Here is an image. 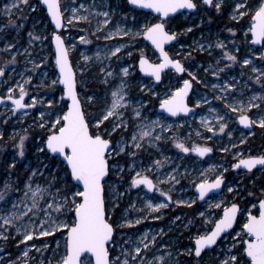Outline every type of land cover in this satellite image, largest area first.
Segmentation results:
<instances>
[{
	"label": "rangeland",
	"instance_id": "obj_1",
	"mask_svg": "<svg viewBox=\"0 0 264 264\" xmlns=\"http://www.w3.org/2000/svg\"><path fill=\"white\" fill-rule=\"evenodd\" d=\"M196 2L198 4L196 11H184L167 20V30L178 33V42L173 43L167 50L172 58L179 59L185 64L188 71L180 74L174 70H168L162 81L157 82L154 78L146 77L139 71L138 58L141 49L153 62H158L159 57V54L143 37L130 39L127 36H114L110 40L104 39L106 35L113 33L117 26L136 30L145 23L156 22V15L152 12L136 10L129 5L127 0H61L62 9L65 5L70 9L79 8L83 4L87 11L81 10V14L89 17L88 21L74 20L68 24L70 12L65 11V27L60 34L65 38L69 48V56H71L77 77L79 96L90 126L94 125L95 118L101 117L105 109L110 106L111 93L117 89L121 80L128 85L125 97L128 106L122 109L123 120L127 127L112 132L113 143L123 139L130 145L131 136L140 130L138 126L141 122L149 128H151V121L158 120L164 125L163 130L156 127L153 131V137L159 135L161 139L153 141L151 146L144 142V147L136 150V157L122 154L115 160L109 161L110 164L118 161L125 169L123 173L110 172L112 184L118 193L123 194L116 199L117 206L110 213L111 219L118 223H123L125 218L133 221L141 220L140 224H135L133 227L122 229L117 227L114 236L115 243L109 247L111 259L120 256L123 260L122 250L126 248L131 252L134 247L133 243L126 242L137 241L144 233H148L149 239L152 236L156 237V242L155 245L150 246L146 255L141 254L146 261L163 255L165 264H218L221 251L227 250L232 237L240 230L242 224L236 226L231 231V235L223 237L216 249L214 247L209 250V253L204 252L203 256L196 257L194 240L198 235L210 231L213 226L205 222L208 212L213 213V219H219L222 214L221 209L208 208L209 199L212 202L224 200V206L239 203L243 213L240 214L242 223L246 216L244 209L252 211L253 214L257 213L251 205L258 204V199L252 200L250 196H246L244 191L229 193L227 188L234 187L244 190L241 187L243 180L250 179L253 182L254 177L264 179V169L256 168L248 172L246 169L236 171L231 167L232 164L238 162L236 159L238 152L242 154L240 158L264 154V129L258 124L254 125L251 130L244 128L239 124L237 114L228 111L226 103H233L234 100H243L247 103L253 95L264 97V77H262V83L257 84L254 77L258 73H253L251 66L242 64L244 58H250L253 59V66L264 70V61L259 58L262 48L251 43V34H248L247 40L245 38L244 34L250 24L248 16L239 21L229 18L234 7V0H225L219 12L215 10L214 5L205 6L202 0H196ZM13 3L14 0H0V29H2L0 30V67L5 68V75L0 80V95L6 96L8 88L11 87L15 90L14 95L18 96L17 85L22 84L28 93L26 103H31L32 96H36L43 103H38L35 108L25 109L18 113L12 111V102H6L0 107V132L3 133V138L0 139V190H3L6 182L12 185V190L8 191L5 197L7 203L0 201V206L7 208L11 207L12 202L22 198L25 183L32 169H38L44 173L43 176L33 177V187L36 184L46 185L53 174L57 177L63 176L65 168L60 163L61 158L47 150L38 151L44 146L48 133L44 137L36 131L38 133L43 130L48 132L47 128L42 129L38 126L41 122L39 115L41 111L45 112V120L54 119L55 115L67 111L64 105L69 104L68 99L64 97L61 99L63 87L51 85V81L57 79L59 74L58 68L54 67L55 52L52 46L55 28L50 24L43 4L32 3L31 0H28L27 5L20 3L18 9H12L11 20L14 23L10 24L4 9L6 5L11 6ZM33 10L36 11L34 14ZM104 11H109L111 20L106 27L102 24L104 17L96 15ZM179 21L183 23L182 27H179ZM17 25H22V27H17ZM98 27L101 30H97ZM188 28L192 31L185 32ZM228 28L235 29V35L229 33ZM29 33H32V37ZM37 36L40 39H35ZM81 36L90 43H82ZM218 41L224 42L226 49L215 47ZM197 43L205 45L206 49L208 44H212L213 47L201 51ZM9 44L15 47L8 48ZM121 44L126 45L121 53L109 57V51ZM129 51L132 52L130 57L127 55ZM225 51L237 55V62L227 60L224 56ZM97 52L101 53L99 59L96 58ZM84 56L91 59L85 61ZM13 57H15V62L8 63ZM34 63L39 65L35 70L33 69ZM226 64L229 67L225 68ZM125 67L129 68L127 77H123L121 72ZM218 69H223V71L217 76L212 75V71ZM107 72H112L113 75L106 76ZM189 73L195 74L197 78L193 80L194 88L189 97V103L195 107H197V100L206 99L208 103L201 102L196 112L176 118L161 113L159 101L165 97V94H170L175 88L181 87L183 80L192 79ZM29 77L31 81L26 83ZM226 83L235 84V88L228 91L226 101L216 99L217 96L222 95L220 88H223ZM213 85L219 87L213 88ZM147 89H152V91ZM153 93L159 95H153ZM88 97L92 99L89 100ZM49 100L53 101L51 108L48 105ZM255 102L261 107L253 108L247 113L253 119L258 115H264V100L257 99ZM136 109L142 113L139 118L135 116ZM212 109H216V112L213 113ZM25 112L27 115L24 114ZM217 114L225 116V122L228 123V128L224 133L218 131V121L215 119ZM202 118L208 121L214 131H209L204 126ZM115 122L110 118L101 127H107L111 132ZM168 125L172 126L171 129ZM229 131L232 133L231 136L228 135ZM21 136L26 137L23 157L19 156L16 147ZM241 139L245 142L241 143ZM176 141L188 147L195 145L212 147L214 154L205 158H201L196 153L186 154L175 147ZM224 148L228 151H222ZM155 161H160L161 165H156ZM12 163H15V168L9 167ZM132 165L135 166V171H143L144 175L147 174L155 178V181H159L162 190L164 189V192L172 196V202L158 193L151 194L142 186L130 187V180L135 175ZM225 168L228 169L227 172L223 171ZM221 172L226 178L223 191L220 194H212L206 201L199 203L198 195L194 190L195 184H198L202 178L214 180ZM124 175L127 176L126 179H123ZM170 176H175L179 183L170 180ZM67 183L71 186V181ZM56 186L61 185L57 183ZM16 189L21 191H16ZM111 198V196L107 197V199ZM194 199L196 203L191 204L190 207L175 203L177 200H186L190 203ZM149 200L153 204L167 203L168 207L157 212H150L146 208ZM108 207L111 209L112 205L109 204ZM200 212H205V217H201ZM176 217L180 219L177 220ZM40 218H43L42 214L40 217H34L36 220ZM4 235H7L8 239L0 238V264H49V261L51 264H57L64 254L66 233L62 235L57 232L48 237L37 235L33 240L24 243H21L22 234H17L14 228H9ZM57 242H59V247H57ZM45 245L47 248L44 247ZM37 249L40 250L37 251ZM25 251L28 252L27 256L23 255ZM189 252L192 254L190 255Z\"/></svg>",
	"mask_w": 264,
	"mask_h": 264
},
{
	"label": "snow or ice",
	"instance_id": "obj_2",
	"mask_svg": "<svg viewBox=\"0 0 264 264\" xmlns=\"http://www.w3.org/2000/svg\"><path fill=\"white\" fill-rule=\"evenodd\" d=\"M42 2L47 6V13L50 15L57 29L64 26L65 11L70 12V19L67 21L68 24H71L74 20H89L88 15L81 14V10L87 11L83 4L79 8L70 9L65 5L62 9L61 0H42ZM127 2L141 9H148L158 14L156 22L145 23L136 30L117 26L114 32L106 35L104 39L110 40L114 36H127L130 39L143 37L147 41H150L154 48L159 50L158 62L150 60L143 49H141L138 58L139 68L157 82L161 81L162 74L166 69H173L177 73H185L188 71L179 59H173L165 51V44L176 40L178 36V33H170L167 30V20L179 10L197 9L198 4L196 0H127ZM20 3L27 5L28 0H14L11 6H5L4 12L9 17L10 24L14 23L11 20V16L13 15L12 9H18ZM224 3L225 0H216L215 3L214 0H202V4L205 6L214 5L217 12L221 11ZM253 5L255 6L253 7ZM96 15L104 17L102 21L103 26L106 27L110 24L109 11L96 13ZM246 16L249 17L250 24L244 34L245 38L247 40L248 34H251V43L261 46L262 50L259 53V58L264 61V0H234V7L229 18L234 21H239ZM17 27H22V25H17ZM97 30L101 29L98 27ZM191 31V28L185 30V32ZM227 31L233 35L236 32L233 28H228ZM29 36L32 37V33H29ZM35 39H40V37L37 36ZM53 39L55 40L54 67L59 69V74L57 79L51 81V85H63V96L61 99L66 96L70 99L71 104L64 105L67 107V111L55 115L54 119L45 120V112H40L41 122L38 126L42 129L47 128L48 135L44 141V146L39 148L38 151L44 152L47 150L49 153L56 154L62 158L60 163L64 166L65 171L62 177H57L53 174L46 185L36 184L33 187V177L37 175L43 176L44 173L38 169L31 170L24 186L22 198L12 202L10 208L0 206V221H2L0 229H3V231H0V238L4 240L8 239V236L4 235V232L8 231L9 228H14L17 234H22L23 239L21 243L33 240L37 235L39 237H48L57 232H60L62 235L66 233L64 254L57 261V264H165L163 255L154 257L148 261L141 255L142 253L146 255L150 246L155 245L156 242V237L152 236L149 239L148 233H144L137 241L126 242L133 243L134 247L131 252L126 248L122 250L121 255L124 256L123 260H121L120 256L110 259L109 254V247L115 243L114 236L117 227L122 229L141 223L140 219L133 221L125 218L123 219V223H118V221L111 219L110 213L117 206L116 199L123 194L118 193L112 184L110 172L118 171L123 173L125 169L118 161L114 164H110L109 161L115 160V158L120 157L122 154L136 157V150L142 149L144 142H147L151 146L153 141H159L161 139L159 135L153 137V131L156 127H160L163 130L164 125L156 120L150 122L151 128H149L148 125L141 122L138 126L140 130L131 136L130 145L128 141H124L123 139L113 143L111 139L112 132H115L119 128L127 127L123 120L122 109L128 106V102L125 100L128 85L124 80H121L117 89L111 93L112 101L110 106L105 109L101 117L95 118V124L90 126L89 120L85 118V112L82 109L77 92L76 73L69 59V48L66 46L65 40L61 35L54 34ZM80 40L85 44L90 43L83 36L80 37ZM7 47L13 48L15 45L9 44ZM125 47L126 45L123 44L115 47L114 50L109 51L108 56H117ZM197 47L199 50L205 51L211 49L213 45L208 44L206 49L205 45L197 43ZM215 47L226 49V45L222 41H218ZM237 51H239L238 48ZM100 55L101 53L97 52L96 58L99 59ZM127 55L129 57L132 56V52H127ZM224 56L233 63L238 60L237 55L228 51L224 52ZM83 59L89 61L91 58L84 56ZM14 62L15 57L8 63ZM217 64H219V61H217ZM242 64L244 66H251L252 72L258 73L254 79L257 84H261L262 77H264V70L253 66V59L250 58H244ZM38 67V64H33L34 70ZM227 67L229 65L226 64L225 68ZM101 71H104V69H101ZM221 71L223 69L214 70L212 71V75L217 76ZM121 72L123 77H127L129 75V68L125 67ZM4 75L5 68L0 67V77ZM45 75L47 74L45 73ZM112 75V72L106 73V76ZM189 75L192 79L183 80L181 87L175 88L170 94H165V97L159 101V107L172 116H179L181 113L193 111L187 103V98L189 92L192 90L193 80L197 78L193 73H189ZM30 81L31 77L28 78L26 83ZM17 87L19 89L18 97L14 95L15 90L10 87L7 90L8 94L6 96H0V104L6 100L11 101L13 104L12 111H19L21 109H32L38 103H43L36 96L31 97V103H24L28 93L22 84L17 85ZM212 87L217 88L219 86L213 85ZM234 88L235 84L226 83L223 88H220L222 95L217 96L216 99L226 101V94L230 89ZM147 90L152 91V89ZM153 95L159 94L153 93ZM88 99L91 100L92 98L88 97ZM257 99L264 100V97L253 95L247 103L243 100H234L233 103H226V107L229 112L237 114L239 124L245 128L251 129L253 125L258 124L260 128L264 129V115H258L253 119L247 114L251 109H259L261 107L260 104L255 102ZM201 102L208 103L206 99L203 101L197 100L196 106L198 107ZM48 105L51 108L53 101L49 100ZM211 111L215 113L216 109H212ZM24 114L27 115V112ZM141 115V111L136 109L135 116L139 118ZM110 118L116 121L112 125L111 132L108 131L107 127H101ZM215 119L218 121V131L224 133L228 128V123L225 122V116L217 114L215 115ZM202 123L209 131H214L206 119L202 118ZM171 127V125H168L169 129ZM228 135L231 136L232 133L229 131ZM2 138L3 133L0 132V139ZM25 139V136H21L19 143L16 145L20 157H23L25 154ZM244 142V139H241V143ZM175 147L185 153L190 151L198 153L201 157L213 151L211 147L201 145H195L189 148L179 141H176ZM222 151L227 152L228 149L224 148ZM241 156L242 154L238 152L236 157L238 162L231 165L233 169H241L242 166L248 172L256 169L257 166L264 169V154L250 155L247 158H240ZM155 164L160 166L161 162L155 161ZM9 167L15 168L16 165L12 163ZM45 167L47 166L45 165ZM132 170L135 171L134 165H132ZM223 171L227 172L228 169L225 168ZM170 180L179 183L175 176H170ZM67 181H71V186L68 185ZM57 183H60L61 186L57 187ZM224 184L225 178L223 172L211 181L207 178H202L198 184H195V188L198 191V199L205 200L206 197H209L210 193H214L215 190H220ZM106 185L108 188L107 192ZM141 185L146 186L149 190L155 189L159 191L153 180L147 175H144L143 171H135V175L130 181V187H139ZM10 190H12V185L6 182L3 190H0V201L7 203L5 197ZM238 190L244 191L243 189L234 187L227 188L229 193ZM16 191L21 190L16 189ZM259 191L261 196H264V188H261ZM162 195L167 197L168 201H172V196L169 193L163 192ZM108 196L112 198L107 199ZM248 196L256 198L255 193L252 192H248ZM175 203L190 207L191 204L196 203V200H191L190 203L186 200H177ZM109 204L112 205L111 209L108 207ZM224 204V200L212 202L209 199L208 208L221 209L222 214L219 219H213V213L211 211L208 212V217H206L205 222L211 223L214 226L210 231L196 237L194 248L196 257H199L205 249H210L211 246L216 245L218 239L222 237V234L226 236L231 235L228 230L233 229V226L237 223L238 215L243 214L239 204L232 203L230 207L224 206ZM132 207H135V205H132ZM166 207H168L167 203L153 204L151 200L146 204V208L150 212H157ZM251 208L255 209L258 214L254 215L248 209L243 210V212H246L244 222L240 230L235 232L227 250L221 251L218 264H264V198L258 199V204L253 203ZM41 214L43 218L38 220L34 219V217H40ZM199 215L205 217V212H200ZM156 218L158 219L159 217ZM176 219L178 220L180 217H176ZM44 247L47 248V245ZM57 247H59V242H57ZM39 250L37 249V251ZM189 254L191 255L192 252H189ZM23 255L27 256L28 252L25 251ZM49 264H51V261H49Z\"/></svg>",
	"mask_w": 264,
	"mask_h": 264
},
{
	"label": "water",
	"instance_id": "obj_3",
	"mask_svg": "<svg viewBox=\"0 0 264 264\" xmlns=\"http://www.w3.org/2000/svg\"><path fill=\"white\" fill-rule=\"evenodd\" d=\"M40 1V3L41 4H43V2H42V0H39ZM131 7H133V8H135L136 10H140V11H146V12H152L151 10H148V9H141V8H139L138 6H134V5H131V4H129ZM43 6H44V8H45V10H46V12H47V6L46 5H44L43 4ZM198 9V8H197ZM197 9H194V10H188V9H182V10H179L177 13H175V14H172L171 15V17L172 16H176V15H179V14H181V12H184V11H189V12H192V11H196ZM154 15H156V16H158V14H156V13H154V12H152ZM48 14V13H47ZM48 16H49V19H50V24L52 25V26H54V28H55V24H54V22L51 20V17H50V15L48 14ZM170 17V18H171ZM64 27H65V23H64V26L62 27V28H60V29H57V28H55V31L53 32V35L54 34H59V35H61L60 34V32L61 31H63L64 30ZM169 31V30H168ZM170 32V31H169ZM171 33V32H170ZM62 37H63V35H61ZM64 38V37H63ZM145 39V38H144ZM177 39H178V37H177ZM177 39L176 40H174V41H171V42H169V43H167V44H165V51H167L168 52V50H167V48L169 47V46H171L173 43H176V42H178L177 41ZM64 40H65V38H64ZM146 40V39H145ZM147 41V40H146ZM147 42H149V44H150V46H152L153 48H154V46L151 44V42L150 41H147ZM65 44H66V42H65ZM52 46H54V52H55V40L54 39H52ZM67 46V45H66ZM256 47H261L260 45H255ZM68 47V46H67ZM154 50L159 54V50L158 49H155L154 48ZM169 53V55L171 56V54H170V52H168ZM172 57V56H171ZM69 59H70V61H71V64H72V59H71V56H69ZM174 59V58H173ZM182 63V62H181ZM138 64H139V62H138ZM183 64V63H182ZM184 65V64H183ZM184 67H185V65H184ZM72 68H73V70H74V72H75V69H74V67H73V65H72ZM168 70H173V69H166L165 70V72L166 71H168ZM139 71L142 73V74H144V76H146V77H150L148 74H146V73H144L143 71H141L140 70V68H139ZM58 72H59V69H58ZM180 74H184V73H180ZM162 79H163V74H162ZM162 79H161V81H162ZM76 80H77V77H76ZM160 81V82H161ZM62 87H63V85H61ZM193 88H194V84H193V87H192V90L189 92V95H188V98H187V103H188V105H189V107H191L192 109H193V111L192 112H189V113H181L179 116H181V115H189V114H192V113H194L195 111H196V109H197V107H195L194 105H192V104H190L189 103V97L192 95L191 93H192V91H193ZM77 92H78V95H79V90H78V88H77ZM0 96H2V95H0ZM79 98H80V96H79ZM64 99H68L66 96L64 97ZM69 100V104L68 105H70L71 104V101H70V99H68ZM80 101H81V105H82V109L84 110V112H85V109H84V107H83V102H82V99H80ZM6 102H8L7 100L4 102V103H6ZM4 103H2V104H0V107L1 106H3V104ZM24 103H26L25 101H24ZM26 104H28V103H26ZM20 111H25V109H21V110H19V111H15L16 113H18V112H20ZM159 111L161 112V113H165V114H167V115H169V116H172L170 113H168V112H166L165 110H163V109H161L160 107H159ZM179 116H172V117H179ZM251 117V116H250ZM85 118H86V113H85ZM87 119V118H86ZM245 128V127H244ZM251 128H253V126L251 127ZM246 129H248V128H246ZM248 130H251V129H248ZM212 148V147H211ZM213 149V148H212ZM214 153V149H213V151L211 152V153H208L207 155H205V156H203V157H201V158H205V157H207V156H209L210 154H213ZM52 154V153H51ZM197 155H198V153H196ZM54 156H57L56 154H53ZM62 159V158H61ZM257 168H260V166H257ZM242 169H244L243 168V166L241 167V169H235L236 171H238V170H242ZM150 178V177H149ZM151 179V178H150ZM226 180V179H225ZM211 181V180H210ZM154 182V181H153ZM223 187H224V185H222V188L220 189V190H215V192L214 193H210L209 194V197L212 195V194H220L222 191H223ZM195 191H196V193L198 194V191H197V189L195 188L194 189ZM150 192H153V190H149ZM209 197H206L205 198V200H199L198 199V201H206V199H208ZM237 204H239V203H237ZM240 205V204H239ZM231 206V205H230ZM229 206V207H230ZM241 207V206H240ZM255 214H257V213H255ZM254 214V215H255ZM239 216L240 215H238V217H237V223L233 226V229L237 226V224H238V222H239ZM214 226V225H213ZM233 229H229L228 230V232L230 233ZM223 234H222V237L220 238V239H218V241H217V244L216 245H213V246H211V248L210 249H213V247H215V246H217L218 244H219V241L223 238ZM245 239H247V237L245 238ZM194 244H195V240H194ZM206 250H208V249H205L204 251H206ZM204 251H202V253H201V255L200 256H202L203 255V252ZM109 254H110V248H109ZM199 256V257H200ZM111 259V258H110Z\"/></svg>",
	"mask_w": 264,
	"mask_h": 264
},
{
	"label": "trees",
	"instance_id": "obj_4",
	"mask_svg": "<svg viewBox=\"0 0 264 264\" xmlns=\"http://www.w3.org/2000/svg\"><path fill=\"white\" fill-rule=\"evenodd\" d=\"M183 23H181V21H179V27H182ZM40 133H38L36 131L37 134H41L43 135L44 137L47 135L48 132H46L45 130L43 131H39ZM42 136V137H43ZM241 187L244 188V192L246 193V196L248 195V192H252V193H255V197L256 198H253V197H250L252 200H257V199H260L262 196H261V193H260V189L261 188H264V179L262 178H256L254 177V180L253 182L248 179V180H243L242 183H241ZM242 216L240 215L239 217V223L237 226L241 225L242 224ZM216 249V247H215ZM205 253H209V250L205 251ZM204 253V254H205Z\"/></svg>",
	"mask_w": 264,
	"mask_h": 264
},
{
	"label": "flooded vegetation",
	"instance_id": "obj_5",
	"mask_svg": "<svg viewBox=\"0 0 264 264\" xmlns=\"http://www.w3.org/2000/svg\"><path fill=\"white\" fill-rule=\"evenodd\" d=\"M31 2L32 3H40V1L39 0H31ZM36 11L35 10H33V14L35 13ZM185 65V64H184ZM164 74H165V72L163 73V76H164ZM3 77V76H2ZM2 77H0V80L2 79ZM18 97V96H17ZM26 98H27V96L25 97V102H26ZM8 102H11V101H8ZM197 110V109H196ZM196 112V111H195ZM167 116H169V115H167ZM170 117H172V116H170ZM172 118H174V117H172ZM176 118V117H175ZM254 126V125H253ZM189 148H191V147H189ZM186 154H195V152H188V153H186ZM214 154V153H213ZM147 175V174H146ZM148 177H150L149 175H147ZM126 177L127 176H125L124 175V177H123V179H126ZM153 181H154V184H156V186H157V188L159 189V191H157V190H153V192H150L149 191V189H147V187L146 186H144V185H141L145 190H147L148 192H150L151 194H159V195H162V193L164 192V189L162 190V185L160 184V182L159 181H155V178H153V177H150ZM226 179V178H225ZM131 181V180H130ZM195 193H196V191H195ZM197 194V193H196ZM162 196H164V195H162ZM167 198V197H166ZM197 201H198V198H197ZM169 202H172V201H169ZM199 203L200 202H203V201H198Z\"/></svg>",
	"mask_w": 264,
	"mask_h": 264
}]
</instances>
